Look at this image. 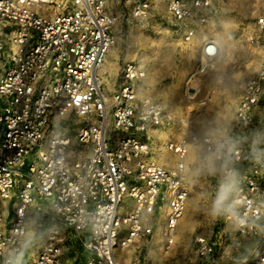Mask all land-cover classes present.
Masks as SVG:
<instances>
[{
	"label": "built area",
	"instance_id": "built-area-1",
	"mask_svg": "<svg viewBox=\"0 0 264 264\" xmlns=\"http://www.w3.org/2000/svg\"><path fill=\"white\" fill-rule=\"evenodd\" d=\"M153 1L0 0V264H27L34 202L79 235L88 255L77 264H121L117 251L141 242L168 249L190 195L192 149L216 164L222 212L237 232L259 237L255 264H264V67L241 89L233 131L175 138L163 147L172 161L158 157V138L175 120L139 95L144 67L125 63L119 85L105 89L116 25L150 18ZM165 2L172 20L193 27L213 0ZM218 52L217 41L203 40L196 69ZM195 247L200 258L213 252L206 237ZM36 264H65L56 234Z\"/></svg>",
	"mask_w": 264,
	"mask_h": 264
},
{
	"label": "rangeland",
	"instance_id": "rangeland-1",
	"mask_svg": "<svg viewBox=\"0 0 264 264\" xmlns=\"http://www.w3.org/2000/svg\"><path fill=\"white\" fill-rule=\"evenodd\" d=\"M260 19H264V0H213L205 21L193 27L172 20L165 0L153 1L148 19L120 18L111 49L116 54L115 64L107 69L105 62L103 67L105 89L110 93L119 85L120 69L125 63L144 67L145 77L137 87L139 95L161 105L175 120L158 138V157L173 160L163 147L175 138L188 140L192 134L220 138L233 131L234 108L241 89L264 67L260 50L264 28L259 26ZM190 31L192 36L186 40ZM208 38L226 46L228 52L207 71L200 72L196 55ZM260 150L254 153L260 154ZM197 153L192 149L190 154L194 161L187 175L190 195L171 246L166 249L156 241L119 249L117 259L121 264H255L259 259L263 246L259 237L237 232L225 218L222 206L227 196L215 178L216 164ZM39 208L40 204L34 202L29 209L24 242H29L30 250L22 261L36 264L48 237L56 234L65 264L82 262L88 254L79 235L62 222L45 218ZM31 220L33 226L29 228ZM199 237L213 243V252L207 258H200L196 251Z\"/></svg>",
	"mask_w": 264,
	"mask_h": 264
},
{
	"label": "bare ground",
	"instance_id": "bare-ground-1",
	"mask_svg": "<svg viewBox=\"0 0 264 264\" xmlns=\"http://www.w3.org/2000/svg\"><path fill=\"white\" fill-rule=\"evenodd\" d=\"M209 34V33H208ZM208 39H210V38H208ZM218 43V42H217ZM218 46H219V52H218V55H217V57L215 58V60L213 61V62H211L210 64H204V63H202V66H204L205 68H203L202 69V72L203 71H205L206 69H208V68H210L211 66H213V64H215L217 61H219V60H221L222 58H224L225 57V55H226V53L228 52V49L226 48V46H224V45H222V44H220V43H218ZM227 51V52H226ZM228 56V55H227ZM226 56V57H227ZM115 57H116V54L114 53V51H110L109 52V54L107 55V59H106V63H107V69L109 68L108 66H112V65H114L115 64ZM196 57H197V59L199 58V56H197L196 55ZM207 71V70H206ZM191 89H193V88H191ZM205 105V104H204ZM33 220H31L30 222H29V228L31 227L32 228V226H33V222H32ZM30 232V231H29ZM29 232H28V234H29Z\"/></svg>",
	"mask_w": 264,
	"mask_h": 264
},
{
	"label": "crops",
	"instance_id": "crops-1",
	"mask_svg": "<svg viewBox=\"0 0 264 264\" xmlns=\"http://www.w3.org/2000/svg\"><path fill=\"white\" fill-rule=\"evenodd\" d=\"M113 51V50H112ZM114 53H115V51H114ZM187 125H189V122L188 123H186Z\"/></svg>",
	"mask_w": 264,
	"mask_h": 264
},
{
	"label": "clouds",
	"instance_id": "clouds-1",
	"mask_svg": "<svg viewBox=\"0 0 264 264\" xmlns=\"http://www.w3.org/2000/svg\"><path fill=\"white\" fill-rule=\"evenodd\" d=\"M227 187V186H226Z\"/></svg>",
	"mask_w": 264,
	"mask_h": 264
},
{
	"label": "snow or ice",
	"instance_id": "snow-or-ice-1",
	"mask_svg": "<svg viewBox=\"0 0 264 264\" xmlns=\"http://www.w3.org/2000/svg\"><path fill=\"white\" fill-rule=\"evenodd\" d=\"M79 99V98H78Z\"/></svg>",
	"mask_w": 264,
	"mask_h": 264
}]
</instances>
